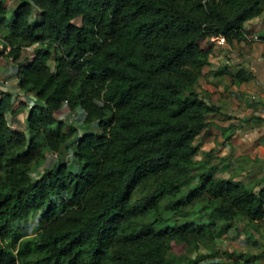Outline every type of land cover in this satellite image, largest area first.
<instances>
[{
  "label": "trees",
  "instance_id": "1",
  "mask_svg": "<svg viewBox=\"0 0 264 264\" xmlns=\"http://www.w3.org/2000/svg\"><path fill=\"white\" fill-rule=\"evenodd\" d=\"M2 2L0 54L31 45L14 76L33 98L15 127L0 88V264H173L183 254L168 238L197 246L234 220L264 221V174L219 175L207 150L192 156L218 107L196 86L208 37L245 38L262 0H16L10 17ZM249 74L240 66L229 80ZM61 102L77 125L55 115ZM47 150L55 158L33 175ZM33 213L41 223L24 235L14 221Z\"/></svg>",
  "mask_w": 264,
  "mask_h": 264
},
{
  "label": "rangeland",
  "instance_id": "2",
  "mask_svg": "<svg viewBox=\"0 0 264 264\" xmlns=\"http://www.w3.org/2000/svg\"><path fill=\"white\" fill-rule=\"evenodd\" d=\"M15 1L16 0H3L2 5L4 6V15L6 17L11 16V7L15 3ZM262 8V15L260 17H256V21L254 22L255 26L258 25L257 22H259V20L262 19L264 16V0H262ZM35 13L36 7L32 6L30 17H33ZM74 19L78 20L77 17H75ZM254 34L256 35L257 33L254 32ZM254 36H252L253 39H255ZM255 40L258 41V39ZM199 43L203 44L204 38L199 39ZM6 48L7 47L5 46V49ZM30 50L31 45H25L21 47L19 55L14 59L3 53L0 54V88H10L9 90L11 92L13 105L18 107L17 111L14 112H17V114L12 115L11 112L6 113V118L9 123L12 120L14 123L13 126L19 128L23 127L24 125V112L26 110V106H28V103L31 102L33 96L29 95L26 91L15 89V61L23 57H27L29 55ZM48 64L50 67H52L51 56L48 58ZM223 79V82H226V84L224 83L225 87L228 86L229 82H227V80H229V78L227 79V77L225 76ZM197 85L198 83L196 82V86ZM229 99L230 98L228 97L227 99H223L221 102H228ZM244 101L245 105H248L246 99H244ZM249 110L250 112H252L253 115L258 114L255 113L258 111H261V113H263L264 98L256 100V103ZM55 115L57 117L63 118V120L66 122L65 126H67L68 123L77 125L80 119L79 111L68 109L64 102H61L60 105L55 109ZM76 132H80V127H77ZM194 140L198 142V146L192 156L194 158L204 156L205 150H207L208 154L210 155V160H214L217 162V167L215 170L216 174H232L234 178H239L241 180L249 179L252 176H259L260 174H264V160L262 161L256 158L249 160L247 158L241 157V155L233 156L232 154L224 156L218 153L221 149V146H218L217 138H214L213 141L210 143H205V145L203 144L199 134L195 136ZM226 147L229 149V145H227ZM44 154L45 155L42 162L32 169L31 173L33 175L39 172L43 166L49 164L56 156L54 151L47 150ZM63 157H65L66 163L69 167L75 166V159L71 156L70 148H68L67 151L64 152ZM14 222L15 226L24 235L33 234L41 223L36 213L29 214L26 218L18 219ZM165 243L169 252H172L174 254H178L180 252L183 254L182 257H174L172 259L173 264H201L204 261H208L210 262V264H264V221H260L257 228H253L242 219L234 220L233 225L229 226L223 234L218 237H215L213 239V242H199L197 246L186 245L183 241H176L171 238L166 239ZM214 247H216V249L213 252L207 253L208 250H212ZM239 251H243L246 254L253 253L255 254V256L251 257L245 263H242V256L235 254V252ZM199 254L202 255H200V257L196 261L188 262L187 258H191Z\"/></svg>",
  "mask_w": 264,
  "mask_h": 264
},
{
  "label": "crops",
  "instance_id": "3",
  "mask_svg": "<svg viewBox=\"0 0 264 264\" xmlns=\"http://www.w3.org/2000/svg\"><path fill=\"white\" fill-rule=\"evenodd\" d=\"M261 11L243 21L245 38L227 42L224 39H217V35L209 36L213 40L208 52V62L200 67L197 86L206 88L209 91V98L218 107L206 113L207 123L197 134L204 145L217 138L218 146H221L218 153L224 156L241 155L249 160L256 158L263 161L264 116L261 111L253 115L249 110L256 100L264 98V39L257 41L252 38L254 32L264 33V16L257 22V26L254 25L256 17L262 15ZM240 66L250 73L249 76L237 82L227 80L229 84L225 87L226 82H223V78L226 76L228 79ZM15 89L19 88L16 86ZM28 94L32 96L30 92ZM228 97L230 98L228 102H221ZM244 99L248 105H245ZM17 109L16 106L15 110L6 111L5 116L10 112L12 115L17 114L14 113ZM10 124L14 125L12 120Z\"/></svg>",
  "mask_w": 264,
  "mask_h": 264
},
{
  "label": "built area",
  "instance_id": "4",
  "mask_svg": "<svg viewBox=\"0 0 264 264\" xmlns=\"http://www.w3.org/2000/svg\"><path fill=\"white\" fill-rule=\"evenodd\" d=\"M217 39H219V40H221V39H223V36H221V35H217ZM0 47H1V42H0ZM7 47V46H6ZM28 105H29V103H28ZM264 111V110H263ZM263 115H264V112L262 113ZM236 179H239V178H236ZM241 180V179H240Z\"/></svg>",
  "mask_w": 264,
  "mask_h": 264
}]
</instances>
